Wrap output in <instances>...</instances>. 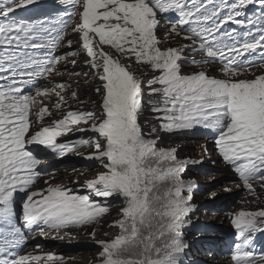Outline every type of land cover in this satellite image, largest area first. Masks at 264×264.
I'll use <instances>...</instances> for the list:
<instances>
[{"label":"snow or ice","instance_id":"obj_1","mask_svg":"<svg viewBox=\"0 0 264 264\" xmlns=\"http://www.w3.org/2000/svg\"><path fill=\"white\" fill-rule=\"evenodd\" d=\"M38 3L0 0V264H63V257L52 254H13L26 238L17 219L18 192L25 194L21 215L30 235L100 223L111 205L98 198L115 197L124 206L110 227L119 234L98 242L100 264H183L189 248L183 230L194 211L196 187L183 175L196 162L160 147L156 130L145 133L140 119L151 111L167 133L195 128L214 133L217 154L243 186L254 192L259 182L264 188V74L251 71L264 67V0H57L72 11L37 19L18 12H31ZM69 25L72 36L66 40ZM173 36L188 43L166 47ZM73 40L80 49L53 54L63 44L71 48ZM37 50L44 51L37 55ZM80 50L100 81L95 89L102 94L99 112L69 111L44 125L51 113L41 106L33 114L43 104L37 97L55 94L59 110L66 100L55 89L69 85L54 84L50 92L36 81L53 72L62 75L56 65ZM206 63L219 64L221 77L184 70ZM134 65L154 75L141 79ZM246 74L251 78H242ZM26 85L34 95L23 92ZM146 95L158 99L145 100ZM33 124L40 125L38 130L32 131ZM76 131L92 135L58 140ZM29 145L55 157L91 147L94 153L85 159L104 170L84 185L85 194L51 185L38 192L33 189L43 173L36 168L47 157H38ZM231 224L233 264H264V254H256L253 246L256 234H264V209L234 213Z\"/></svg>","mask_w":264,"mask_h":264},{"label":"rangeland","instance_id":"obj_2","mask_svg":"<svg viewBox=\"0 0 264 264\" xmlns=\"http://www.w3.org/2000/svg\"><path fill=\"white\" fill-rule=\"evenodd\" d=\"M68 8H69V10L71 9L70 6H65L62 10L68 9ZM67 18H68L67 16L64 17V19H67ZM43 51L44 50H37V54H41ZM84 60L88 63V58L87 59L83 58V59L79 60V62H83ZM73 61H75V60L69 61V65H68L69 69L74 68L75 64H73ZM122 63L127 64V63H131V61L126 60V59H122ZM134 69H141V68L138 66H134L133 70ZM201 70H203V69H201ZM90 76H91V73H90ZM90 76L88 78H84V77L79 78L78 77L75 80L78 82L74 85V92L80 91L79 94L81 96V98H80L81 101L79 103V107H77L78 105H73V108H75V109L77 108V110L83 109L84 111H96L98 113L99 112V102L101 101L102 94L96 92L95 89L100 87V81L95 79L94 75L92 77H90ZM36 86H38V85L36 84ZM68 90L70 91V89H68ZM28 93L34 95L35 94L34 88L30 89V91ZM145 97H149V96L146 95ZM57 99L58 98L56 97V100ZM149 99H152V98H149ZM37 100L39 102L38 97H37ZM41 106H47V104L43 103L41 105L40 103H38L36 105V107H34L32 109V110H34L33 114L36 112L37 108H39ZM53 107H54V105H53ZM156 115L157 114H155L151 111H145L142 114L141 119H140V124H141L143 130L145 131V133L149 132L150 130L155 129L156 133L159 136V140L162 142L159 145L160 147H165L168 149H173V148L177 147L178 151H177V149H175V150L177 151L178 158H180V156H182V155H185L187 157L190 156L191 160H193L190 153H195L197 150L193 147H190V146H189V148H187V146L189 145L188 142H190L192 140L193 135L187 134V141H185V140H183L184 134L181 135V132L167 133L165 131L160 130V128H159L160 121L155 119ZM32 119H35L34 115H33ZM44 119L46 120V121H43L44 125H51V124H53L54 121H57V120L62 119V118L59 116H56L53 119H51L48 115H46ZM39 127H40V125L33 124L32 125V131L38 130ZM79 127L80 128H86L87 126L84 125L82 127L81 126H79ZM73 134H75L77 136H90V135H92V133H90V132H80V131L73 132ZM147 138L155 139L156 135L148 136ZM58 140H61V139L58 138ZM28 147L31 150H33L34 154H36L38 157H42V156L46 155L45 153L39 151V149L42 148L40 146H37V148H36V146L29 145ZM84 152L86 153V155H89L88 151H84ZM45 163H46L45 161H42L37 166L36 171L42 173V171L44 170V168L46 166ZM77 163H79V162H76L75 160H72V159H63L60 162H57V165L60 167L58 170L61 172V176H60L61 181L67 182L69 184L68 186H71V189L74 192L78 191L80 189H85L84 185L88 181L95 179L98 176V174L104 170L100 166H97V167L92 168L91 172H85V171H82L80 169V167H81L80 164H79V166H76ZM97 165H99V164H97ZM189 166H190V164H189ZM95 169H97V170H95ZM214 171L217 172V170H213V172ZM188 172H190V171H187V172L185 171L184 174H187ZM204 176H208V173H205ZM210 177H211V175H209L206 179H204V178L199 179L198 184H202V188H210V187H213L214 185L216 186V185L221 184L222 181L219 178H215V180L210 183L209 182ZM191 179H192V177L189 178V180H191ZM202 180H204V181H202ZM80 181H84L85 184L77 185V183H79ZM204 185L206 187H204ZM208 191H210V190H208ZM195 195H196V193H195ZM192 196H193V202H194L193 204H197L196 202H199V201L201 203L207 202V200H206L207 198L204 195V193L199 194V198L195 200L196 202L194 201L193 192H192ZM223 196H221L220 198H224ZM98 199L104 200L103 198H98ZM109 200H110V205L113 207L111 210V217H109V219L111 220L118 212L121 211V209L124 205L122 203L116 202L115 197L109 198V199L104 200V201H109ZM201 206L203 208H200V205H199V207H197V206L195 207L194 212L189 217L190 220H192L195 223H198L199 220L202 219L206 223V225L210 224V227H212L214 225L219 226V224L228 226V223L225 221L224 217H222V216L215 217L213 215V213L211 214L209 212L212 210H206L207 207L205 205L201 204ZM109 219H105V221H109ZM205 220H207V222ZM186 227H187V225L185 226V228L183 230V235L185 237V238L183 237V239L187 243H189L192 238L196 237V235H194V233H189L188 230L186 229ZM47 232H53L54 233V231H51V230H49ZM112 233H114L115 235L119 234L118 230L113 229V230L109 231L108 233H105L104 235H102V238H104V236H108ZM61 236H62V234H61ZM111 236L112 235H110V237ZM87 237L88 238L81 239L79 241V244H81V247L83 246L84 250L77 252L76 255H71V253H70V255L68 254L67 244L69 242L65 241L64 238L63 239L52 238V239H49L47 241V242H52V243L42 242L41 245L44 244V247H46L47 249L58 251L59 255L64 258L63 264H100L99 253L101 251V248L99 247V244H98L99 241L94 239L93 236L88 235ZM36 245H38V243H36ZM27 248H30L31 250H34L36 252L38 251V249L33 247V245H31V244H27L24 248V251ZM192 250H193V248H192Z\"/></svg>","mask_w":264,"mask_h":264},{"label":"trees","instance_id":"obj_3","mask_svg":"<svg viewBox=\"0 0 264 264\" xmlns=\"http://www.w3.org/2000/svg\"><path fill=\"white\" fill-rule=\"evenodd\" d=\"M187 171H190V172L183 175V178L185 180H189L190 177L194 178L196 176L195 172H193V170L191 168H188L186 170V172ZM118 213L111 220L109 219V221H105V219L101 220V222L97 224L96 232H95L96 225H89L86 228L83 227V228H78V229L73 230V232H71L69 235H67V238H69V239H80L82 237H87L88 235L92 236V233L94 232L96 235V237L94 239H96L98 241H111L117 235L112 233V234H110V235H112L111 237H110V235H108V236H104V238H102V235L113 230L110 226L114 223V221L119 220L121 218L118 215ZM190 216H191V214L189 215V217ZM189 217H188V220L190 221L189 223H191L192 220H190ZM107 219H108V217H107ZM189 223L187 224V227H188Z\"/></svg>","mask_w":264,"mask_h":264},{"label":"bare ground","instance_id":"obj_4","mask_svg":"<svg viewBox=\"0 0 264 264\" xmlns=\"http://www.w3.org/2000/svg\"><path fill=\"white\" fill-rule=\"evenodd\" d=\"M253 55V54H252ZM79 67H82L81 66V62H79ZM52 92V91H51ZM53 97H57L55 94H53ZM208 135H205L204 136V140H207L208 139ZM74 138H76V137H72V138H70V139H74ZM184 139H185V141H187V132H184ZM196 140L198 139V138H195ZM199 144H202L201 142H199ZM177 149V148H176ZM205 149H207V151H205ZM204 150H202L201 151V153H202V156L201 157H199V158H197V161L196 162H200L201 160H202V158H204V156L207 154V152H208V154H209V156H210V160H211V162H212V159H213V152H212V149H211V147L209 146V147H207V148H205ZM39 151H41L42 152V150H41V148L39 149ZM177 151H178V149H177ZM176 151V152H177ZM71 151H69L67 154H69ZM66 155V154H65ZM198 155V152L196 151L195 153H194V155L193 156H191L193 159H195L196 158V156ZM180 160H182V157L180 158ZM95 170H97V169H95ZM211 170V169H210ZM234 181H231V184L233 183ZM37 186H41V180H40V177H38V179L36 180V183H35ZM236 188H237V190L240 188V186H236ZM206 196V198L208 199L209 198V195L208 194H206L205 195ZM245 197H247V193L244 195ZM206 199V200H207ZM221 200H223V198H218L217 199V201L216 202H219V201H221ZM241 202H242V200L240 199L239 201H238V205H240L241 204ZM212 204H216V203H212ZM233 205V203H231V205H230V207ZM206 207H207V205H205ZM209 206V205H208ZM222 206V204L219 206V207H221ZM237 206H234L233 207V210H234V212H235V208H236ZM227 208H225L224 209V211H223V213H225V212H227ZM232 210V211H233ZM211 214H212V211H209ZM216 214H217V212H216ZM216 217V216H215ZM206 222H207V220H205ZM92 225H96V224H92ZM89 226V225H88ZM88 226H85V228L86 227H88ZM207 226V229H206V232H208L209 231V229H210V224H208V225H206ZM213 227V229H214V232H216L217 233V231H218V225H214V226H212ZM96 228H97V225H96V227H95V232H96ZM95 237H96V235H95ZM216 241H217V237H216ZM225 242L224 241H222L221 239H219L218 241H217V244H216V246H215V248H214V254L212 255V258H211V261H210V264H213V261H214V259H216L217 258V255H218V251H219V249H220V247H221V245H223ZM228 248V245L226 246V248L225 249H227ZM197 249H198V251H202V248L200 247V246H198L197 247ZM200 260H202L201 258H200ZM203 261V260H202ZM225 263V261L224 260H221L220 262H219V264H224ZM218 264V263H217ZM228 264H231V263H228Z\"/></svg>","mask_w":264,"mask_h":264},{"label":"clouds","instance_id":"obj_5","mask_svg":"<svg viewBox=\"0 0 264 264\" xmlns=\"http://www.w3.org/2000/svg\"><path fill=\"white\" fill-rule=\"evenodd\" d=\"M140 78L142 79V77H140ZM192 154H194V153H192ZM72 160H74V159H72ZM93 168H94V167H93ZM194 178H195V177H194ZM45 179H46V178H45ZM45 179L43 180V182H45ZM220 180H221V179H220ZM221 181H222V180H221ZM53 183H54V182H53ZM214 186H215V185H214ZM214 186H213V187H214ZM212 211H213V210H212ZM85 238H88V237H82V238H80V239H69V238H68V239H69V240H73V241L76 240V241L79 242L81 239H85ZM65 241H66V239H65ZM215 246H216V244H214V248H215ZM194 251H195V250L193 249V252H194ZM194 253L197 255V252H194ZM211 258H212V256H211ZM211 258H207V262H208V261L210 262V261H211ZM203 259H204V260H203ZM203 259H202L203 261L201 260V262H205V258H203Z\"/></svg>","mask_w":264,"mask_h":264},{"label":"water","instance_id":"obj_6","mask_svg":"<svg viewBox=\"0 0 264 264\" xmlns=\"http://www.w3.org/2000/svg\"><path fill=\"white\" fill-rule=\"evenodd\" d=\"M65 239H66V238H65ZM66 241L69 242L67 239H66ZM67 252H68V253H71V255H76V254H77V253H73V251H71V250H68Z\"/></svg>","mask_w":264,"mask_h":264}]
</instances>
